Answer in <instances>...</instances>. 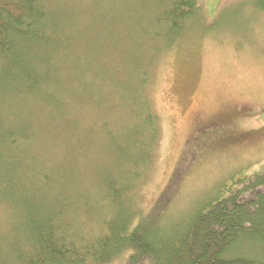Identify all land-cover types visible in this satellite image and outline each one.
Wrapping results in <instances>:
<instances>
[{"label":"rangeland","instance_id":"1","mask_svg":"<svg viewBox=\"0 0 264 264\" xmlns=\"http://www.w3.org/2000/svg\"><path fill=\"white\" fill-rule=\"evenodd\" d=\"M199 1L197 19L156 38V0H51L52 18L70 33L54 59L57 72L48 73L50 85L32 101L33 112L17 100L9 104L17 114L6 117L28 124L39 149L31 160L50 166L64 186L55 185L57 193L97 198L100 170L111 162L103 147L108 133L119 139L140 124H129L131 111L118 103L133 98L141 112L158 116L152 162L125 197L149 223L180 225L264 170V0ZM117 117L121 124L114 125ZM150 129L145 138L152 140ZM23 211L0 189V242L22 230ZM91 228L88 236L101 229ZM236 252L264 256L252 242ZM104 264L152 262L132 263L123 253Z\"/></svg>","mask_w":264,"mask_h":264},{"label":"trees","instance_id":"2","mask_svg":"<svg viewBox=\"0 0 264 264\" xmlns=\"http://www.w3.org/2000/svg\"><path fill=\"white\" fill-rule=\"evenodd\" d=\"M50 2L0 0V189L24 208L22 230L0 242V264H104L123 253L132 263L146 257L152 264H264V256L236 252L251 242L264 249V170L236 182L180 225L149 223L133 211L125 197L145 176L159 138L158 116L152 109L141 112L134 98L128 105L118 103L131 111L129 124H140L119 139L108 133L103 147L111 162L100 170L97 198L80 201L56 192L55 185L64 186L53 179L50 166L31 160V153L39 151L38 139L33 141L19 116L6 117L12 110L17 114L12 107L17 100L23 102L20 109L33 112L35 99L41 100L50 85L48 73L57 72L54 59L70 33L52 18ZM199 2L156 0L150 20L161 32L156 38L173 36L187 19H197ZM116 120L114 125L121 124ZM149 128L152 140L145 138ZM45 145L40 138L44 151ZM92 226L101 229L88 236Z\"/></svg>","mask_w":264,"mask_h":264}]
</instances>
